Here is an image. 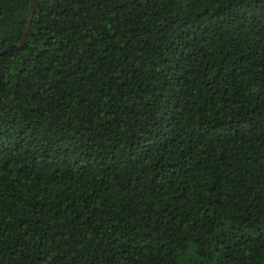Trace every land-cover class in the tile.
Returning <instances> with one entry per match:
<instances>
[{
	"label": "trees",
	"instance_id": "obj_1",
	"mask_svg": "<svg viewBox=\"0 0 264 264\" xmlns=\"http://www.w3.org/2000/svg\"><path fill=\"white\" fill-rule=\"evenodd\" d=\"M0 0V264H264V0Z\"/></svg>",
	"mask_w": 264,
	"mask_h": 264
},
{
	"label": "water",
	"instance_id": "obj_2",
	"mask_svg": "<svg viewBox=\"0 0 264 264\" xmlns=\"http://www.w3.org/2000/svg\"><path fill=\"white\" fill-rule=\"evenodd\" d=\"M35 4H36V0H31V5H30L29 13H28V18H27V24L24 30V35H23L22 40L18 44H15L16 46H23L27 40L29 30L32 24L33 16H34Z\"/></svg>",
	"mask_w": 264,
	"mask_h": 264
}]
</instances>
